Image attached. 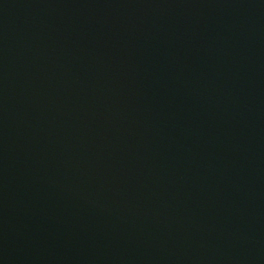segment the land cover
Returning a JSON list of instances; mask_svg holds the SVG:
<instances>
[{
  "label": "water",
  "instance_id": "1",
  "mask_svg": "<svg viewBox=\"0 0 264 264\" xmlns=\"http://www.w3.org/2000/svg\"><path fill=\"white\" fill-rule=\"evenodd\" d=\"M0 264H264V0H0Z\"/></svg>",
  "mask_w": 264,
  "mask_h": 264
}]
</instances>
